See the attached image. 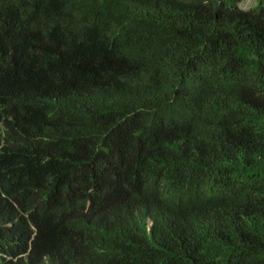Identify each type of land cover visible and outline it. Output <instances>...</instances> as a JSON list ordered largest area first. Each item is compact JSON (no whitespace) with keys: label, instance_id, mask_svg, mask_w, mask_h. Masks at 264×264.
Returning <instances> with one entry per match:
<instances>
[{"label":"trees","instance_id":"16d2710c","mask_svg":"<svg viewBox=\"0 0 264 264\" xmlns=\"http://www.w3.org/2000/svg\"><path fill=\"white\" fill-rule=\"evenodd\" d=\"M0 0V264H264V0Z\"/></svg>","mask_w":264,"mask_h":264},{"label":"rangeland","instance_id":"374dc122","mask_svg":"<svg viewBox=\"0 0 264 264\" xmlns=\"http://www.w3.org/2000/svg\"><path fill=\"white\" fill-rule=\"evenodd\" d=\"M257 0H242V2L240 3V6L243 9H250L253 6H255Z\"/></svg>","mask_w":264,"mask_h":264}]
</instances>
